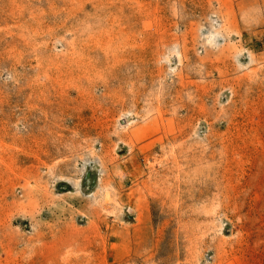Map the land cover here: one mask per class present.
Wrapping results in <instances>:
<instances>
[{
  "label": "rangeland",
  "instance_id": "374dc122",
  "mask_svg": "<svg viewBox=\"0 0 264 264\" xmlns=\"http://www.w3.org/2000/svg\"><path fill=\"white\" fill-rule=\"evenodd\" d=\"M0 264H264V0H0Z\"/></svg>",
  "mask_w": 264,
  "mask_h": 264
}]
</instances>
